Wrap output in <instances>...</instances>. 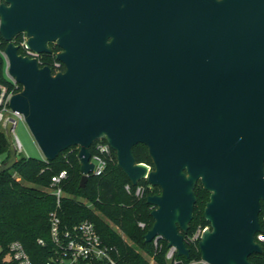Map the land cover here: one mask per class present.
Segmentation results:
<instances>
[{"label": "water", "instance_id": "obj_1", "mask_svg": "<svg viewBox=\"0 0 264 264\" xmlns=\"http://www.w3.org/2000/svg\"><path fill=\"white\" fill-rule=\"evenodd\" d=\"M61 46L54 72L20 52ZM6 71L22 85L23 113L43 158L79 146L81 185L92 145L106 138L133 185L146 179L155 219L145 240L164 238L189 256L185 234L199 181L210 222L199 239L207 264H251L264 201V0H2ZM0 174L19 160L12 130ZM147 146L153 165L137 161Z\"/></svg>", "mask_w": 264, "mask_h": 264}, {"label": "trees", "instance_id": "obj_2", "mask_svg": "<svg viewBox=\"0 0 264 264\" xmlns=\"http://www.w3.org/2000/svg\"><path fill=\"white\" fill-rule=\"evenodd\" d=\"M23 32L14 37L19 43ZM1 48L6 42L0 34ZM52 50L42 55L41 65H50L54 72L65 69V65L57 63V53L61 46L50 43ZM20 52L24 53L23 48ZM6 59L0 51V91L1 85L13 88V83L6 76ZM22 89V85L19 86ZM0 125V156L5 161L9 156L10 141ZM106 141V138H102ZM95 152V145L91 147ZM137 161L151 165L148 148L139 143L133 148ZM79 146H71L59 154L54 160L38 156H19L12 168L0 174V264H17L9 251L11 241L20 240L36 264L45 261L53 250L51 239V212L57 208L63 227H71L85 219L94 222L103 241L115 247V258L119 264H150L148 256L155 259L156 264H202L199 247L200 237L192 240L199 228L210 224L205 218L204 209L210 192L199 181L195 192L197 201L191 226L185 234V240L190 248L188 257L176 253V259L166 258L168 241L159 238L157 244L145 240L146 231L153 225L151 215L153 205L147 201L148 194L160 192L158 186L151 185L143 179L145 191L142 196L135 194L137 185H133L118 165L114 149L107 156V165L101 174L89 175L85 185H81L82 170L78 155ZM67 170L68 176L62 186L65 194L57 207V197L51 190L52 176ZM130 183L131 189L126 188ZM261 225L264 231V201L260 213ZM144 221L146 226L139 225ZM43 239L41 243L39 239ZM264 245V243H263ZM144 251V253L142 252ZM251 264H264V251L250 255Z\"/></svg>", "mask_w": 264, "mask_h": 264}, {"label": "built area", "instance_id": "obj_3", "mask_svg": "<svg viewBox=\"0 0 264 264\" xmlns=\"http://www.w3.org/2000/svg\"><path fill=\"white\" fill-rule=\"evenodd\" d=\"M1 1L2 0H0V2ZM26 41L27 36L25 32H23V39L17 43L20 45V48H23V54H26L27 56L29 55L31 57H37L40 62V59L44 53L29 49L26 45ZM0 51L4 55V49H2L1 46ZM57 63L60 64L61 61L58 60ZM9 79L14 85L13 88L10 89L4 84L1 85L0 91V125L4 130H6L8 121L12 117L14 118L15 125L17 123V117L24 119L23 113L19 111H13L10 107V99L14 93L21 90L19 89L21 84L11 76ZM12 136L19 152L23 147L18 135L15 133V127L12 130ZM93 145H95V152L92 153L91 158V161L94 162V169L92 173L101 174L106 168L107 156L111 154L113 148L107 140L103 141L102 138L97 139ZM3 161V158L0 156V163ZM67 176L68 172L65 169L52 176L53 183H51L50 188L57 197V207L60 205L61 197L65 194L62 184ZM126 188L128 190L131 189L130 183L126 184ZM144 191V185L137 184L135 188V194L142 196ZM51 216V239L54 244V251L41 264H119L115 258V247L103 241L93 221L85 219L71 227H63L57 208L51 212ZM139 225L142 227L146 226L144 221H140ZM203 229L199 228V230L196 231L192 236V240L200 237ZM256 238L263 244L264 231H258L256 233ZM158 239V237L154 239L155 244H157ZM39 241L44 243L42 238L39 239ZM9 251L17 264H36L31 258L24 244L18 239L10 242ZM176 253V248L174 246H170L166 253V258L169 261L177 260Z\"/></svg>", "mask_w": 264, "mask_h": 264}, {"label": "rangeland", "instance_id": "obj_4", "mask_svg": "<svg viewBox=\"0 0 264 264\" xmlns=\"http://www.w3.org/2000/svg\"><path fill=\"white\" fill-rule=\"evenodd\" d=\"M6 76L9 78L10 75L6 72ZM16 125H15V133L18 135L21 143H22V150L18 152V156L26 155V156H38L43 157L42 151L40 150L34 136L32 135L27 123L23 118H16ZM199 230V227L196 231ZM144 253V251H142ZM150 260V264H156V261L153 257L148 256ZM202 264H207L201 261Z\"/></svg>", "mask_w": 264, "mask_h": 264}]
</instances>
